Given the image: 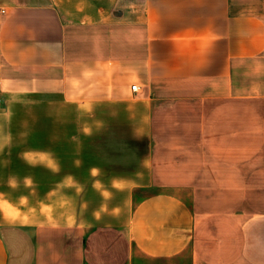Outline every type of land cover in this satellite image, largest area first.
<instances>
[{
  "label": "crops",
  "instance_id": "0c3cea01",
  "mask_svg": "<svg viewBox=\"0 0 264 264\" xmlns=\"http://www.w3.org/2000/svg\"><path fill=\"white\" fill-rule=\"evenodd\" d=\"M0 264H264V0H0Z\"/></svg>",
  "mask_w": 264,
  "mask_h": 264
},
{
  "label": "rangeland",
  "instance_id": "374dc122",
  "mask_svg": "<svg viewBox=\"0 0 264 264\" xmlns=\"http://www.w3.org/2000/svg\"><path fill=\"white\" fill-rule=\"evenodd\" d=\"M33 170H34V172L37 173L38 176H39V172H41V169L37 167V168H35V169H33ZM48 176L50 177V175H48ZM37 180H38V179H37ZM34 182H35V181L33 180V183H34ZM36 182H37V181H36ZM36 182H35V184L33 185V187L36 186V185H37V186L39 185V184H37L38 182H37V183H36ZM21 192H23V191H21ZM143 192H144V191H136L137 194H139V193L141 194V193H143ZM21 194H22V193H21ZM39 197H40V190L36 188V189H34V190L32 191V198H33V201H37V200L39 199Z\"/></svg>",
  "mask_w": 264,
  "mask_h": 264
},
{
  "label": "built area",
  "instance_id": "2783aa9c",
  "mask_svg": "<svg viewBox=\"0 0 264 264\" xmlns=\"http://www.w3.org/2000/svg\"><path fill=\"white\" fill-rule=\"evenodd\" d=\"M139 88H140V87H139L137 84H134V85L132 86V89L135 90V91H138Z\"/></svg>",
  "mask_w": 264,
  "mask_h": 264
}]
</instances>
